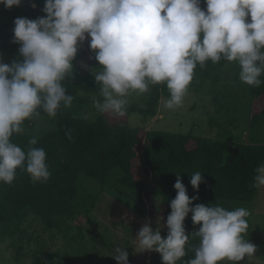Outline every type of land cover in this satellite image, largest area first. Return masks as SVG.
Masks as SVG:
<instances>
[{"label":"clouds","instance_id":"clouds-1","mask_svg":"<svg viewBox=\"0 0 264 264\" xmlns=\"http://www.w3.org/2000/svg\"><path fill=\"white\" fill-rule=\"evenodd\" d=\"M45 0V16L14 20L13 43L20 45L23 60L4 63L0 58V183L11 185L17 170L33 183H45L51 173L47 153L28 141L25 151L12 141L27 121L56 117L70 107L74 97L63 81L74 75V61L88 40L98 66L91 68L100 98H93L99 113L123 115L133 95L165 85L161 98L165 110L183 106L197 66L221 60L238 66V79L251 87L264 81V0ZM22 0H0L6 8ZM36 7L35 3L32 5ZM90 37V40L88 39ZM71 139V133H66ZM254 184L264 188V163L255 168ZM201 172L191 176L198 191ZM177 195L171 200L166 225L155 230L146 223L136 235L139 252L156 251L163 264H240L252 258L256 246L245 239L250 211L232 210L219 203L195 204L177 173ZM192 213L200 227L187 234L185 218ZM167 227L166 238L161 229ZM190 239H197L193 248ZM188 250L194 258L183 260ZM119 264H129V253L117 246L112 254Z\"/></svg>","mask_w":264,"mask_h":264},{"label":"trees","instance_id":"trees-1","mask_svg":"<svg viewBox=\"0 0 264 264\" xmlns=\"http://www.w3.org/2000/svg\"><path fill=\"white\" fill-rule=\"evenodd\" d=\"M33 1L36 7L29 5L28 9L20 5L9 9L0 4V16L8 21L14 17L45 16V0ZM201 7L206 9L203 0ZM4 24L0 26V50L3 51L10 49L2 39ZM11 52L22 62L20 54L12 48ZM90 52L92 60L85 68L79 64L83 54L79 49L74 61V75L63 81L67 94L74 97V104L87 103L90 94L100 95L91 71L99 62L94 59L95 53L91 49ZM228 64L231 63L221 60L217 64L209 61L204 69L197 66L189 92H206L208 88L211 96L216 94L212 97L214 103L218 101L217 94L222 95L223 100L217 103L210 122L218 126L221 118L235 126V121L242 120L249 129L248 140L228 141L223 135L208 138L193 131L181 133L130 126V112H139L146 118L158 114L161 98L168 96L165 85L150 87L143 108L129 101L123 115L101 113L90 120L61 115L62 106L56 115L59 117L57 127L53 130L39 135L14 134L12 141L25 151L29 147L28 141L37 138L35 147L45 149L51 176L45 183H33L25 171L18 169L11 185L0 183V242L23 244L29 222L39 220L47 229L65 238L69 249L67 255L84 258L87 256V251L83 250L85 223L91 221L92 212L106 194L110 197L115 193L123 195L132 202L133 210L157 227L161 217L160 223L166 225L171 200L177 195L174 188L177 173H180L188 195L199 197L193 201V206L208 205L211 201H252L258 190L253 186L254 170L264 163V83L260 87L244 83L243 88L238 73L230 74L231 80L226 82L223 70ZM261 80L264 81V76ZM238 83L247 95H237ZM41 115L46 114L41 111ZM33 122L27 121L26 125ZM68 132L71 139L66 135ZM195 172H201L203 176L198 191L190 183ZM82 174L96 180L99 186H87V180H80ZM191 217L192 213H189L184 222L189 235L200 227L193 224ZM162 230L168 233L166 226ZM189 244L194 248L198 240L190 239ZM75 251L78 252L74 254ZM190 258H194L192 250H188L183 260ZM88 264L94 263L89 261Z\"/></svg>","mask_w":264,"mask_h":264},{"label":"rangeland","instance_id":"rangeland-1","mask_svg":"<svg viewBox=\"0 0 264 264\" xmlns=\"http://www.w3.org/2000/svg\"><path fill=\"white\" fill-rule=\"evenodd\" d=\"M33 3V0H22L20 6L23 9H28L29 5L32 6ZM15 19L16 17L8 21L4 16H0V26L1 23H5L2 39L10 47L5 51L0 50V58L8 64H11L17 57L12 54L11 48L19 54L20 45L12 42ZM88 39L90 40V37ZM79 49L83 51L79 64L88 68L92 60L88 40L82 42ZM237 69L238 66L234 63L227 65L223 70V78L226 82L231 80L230 74L238 73ZM224 79H222L223 82H225ZM240 83L237 84L239 88L237 95H247L246 90L240 87ZM242 84L244 88L245 84ZM205 91L188 92L183 106L175 110H165L160 103L158 114L152 118H146L139 112H130L129 125L133 127L142 125L147 130L158 129L181 133L193 131L195 134L208 138H217L219 135H223L228 141L235 139L248 140L247 132L249 129L247 123L242 120L235 121V126L229 125L221 118L218 119V126L210 122L211 117L215 115L217 103L223 100V96L217 94L216 99L218 101L214 103L212 97L216 94L211 96L208 88ZM94 97L100 98V95L90 94L87 103H72L70 107H63L61 115L90 120L96 119L101 113L97 112L93 105ZM146 97V94L139 97L133 95L129 98V101L143 108L145 107ZM235 117L239 118L237 114ZM58 118V116L49 118L47 115H41L35 118L31 125L25 124L23 133L39 135L53 130L54 127H57ZM80 180H87V186L92 188L99 186L96 180L87 177L85 174H82ZM155 188L157 189V187ZM215 203H219L229 210L244 207L250 211L247 218L249 227L245 239L256 246L257 252L252 258H246L240 264H264V188H259L254 199L250 202L211 201L207 204ZM131 206L132 202L119 193H115L111 197L106 194V198H103L92 212L91 221L85 223L83 250L87 251V256L85 255L84 258L75 259L72 255H67L66 252L69 249L65 238L61 234L47 229L39 220H31L27 228V238L23 244L12 243L11 241L0 242V264H88L89 261L94 264H119L112 255L117 246L126 249L131 254L132 257H128L129 264H163L160 253L156 251L139 252L136 250L134 245L137 244L136 235L140 229L149 221L154 230L157 225L142 214L137 213ZM32 217L34 216L32 215L30 218L32 219ZM76 233L78 232L76 231ZM161 235L166 238L167 233L161 229ZM77 252L75 251L74 254ZM178 264H182V262H178Z\"/></svg>","mask_w":264,"mask_h":264}]
</instances>
